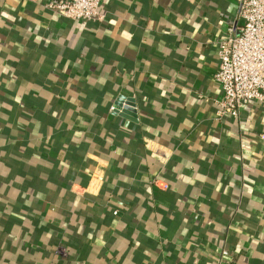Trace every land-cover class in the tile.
<instances>
[{
    "label": "crops",
    "instance_id": "0c3cea01",
    "mask_svg": "<svg viewBox=\"0 0 264 264\" xmlns=\"http://www.w3.org/2000/svg\"><path fill=\"white\" fill-rule=\"evenodd\" d=\"M44 1L0 0V264H264V106L215 116L235 0Z\"/></svg>",
    "mask_w": 264,
    "mask_h": 264
},
{
    "label": "built area",
    "instance_id": "2783aa9c",
    "mask_svg": "<svg viewBox=\"0 0 264 264\" xmlns=\"http://www.w3.org/2000/svg\"><path fill=\"white\" fill-rule=\"evenodd\" d=\"M235 2L234 21L215 42L217 61L213 79L221 92L215 110L219 118L236 117L247 100H256L264 106V0ZM99 4L100 0H45L42 5L62 18L99 21L103 16ZM259 138L264 142V134ZM151 183L165 188L157 179ZM64 249L59 247L58 252L63 253Z\"/></svg>",
    "mask_w": 264,
    "mask_h": 264
},
{
    "label": "water",
    "instance_id": "95a60500",
    "mask_svg": "<svg viewBox=\"0 0 264 264\" xmlns=\"http://www.w3.org/2000/svg\"><path fill=\"white\" fill-rule=\"evenodd\" d=\"M122 99L121 97H119L115 102H114V108H113V112L117 113L119 116H122L126 119H131L134 114L133 111H131V101L127 100L125 101V103L123 105H121Z\"/></svg>",
    "mask_w": 264,
    "mask_h": 264
}]
</instances>
